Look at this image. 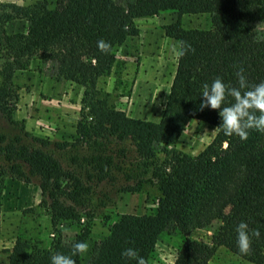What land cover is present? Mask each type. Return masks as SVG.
<instances>
[{"label": "trees", "instance_id": "obj_1", "mask_svg": "<svg viewBox=\"0 0 264 264\" xmlns=\"http://www.w3.org/2000/svg\"><path fill=\"white\" fill-rule=\"evenodd\" d=\"M173 11L177 20L163 26L167 36L194 51L177 58L160 119L129 116L112 105L98 88L109 73L115 50L138 29L134 20ZM208 13V28L185 29L182 14ZM23 31L8 32L13 19ZM264 0H46L0 6V213L5 178L36 181L41 204L54 231L50 244L16 237L7 249V264H51L55 253L71 254L76 241L90 239L92 219L122 192H139L150 183L159 191L151 213H123L95 244L89 264H136L121 257L124 248L138 250L147 264L159 235L174 225L184 236L173 264H208L218 246L254 264H264V132L248 138L215 136L196 155L177 150L175 142L193 118L215 127L217 110L199 109L204 83L217 76L238 87L236 71L244 69L249 84L264 80ZM110 47L101 52L97 41ZM54 62L55 78L83 87L79 118L71 139L53 140L29 131L13 117L18 92L14 73L32 57ZM233 102L228 97L226 103ZM159 146V148H156ZM104 184V186H102ZM228 208L210 241L194 239ZM64 221L77 224L69 244L61 239ZM246 221L251 236L247 254L238 249L236 225ZM83 254L74 257L81 264Z\"/></svg>", "mask_w": 264, "mask_h": 264}, {"label": "rangeland", "instance_id": "obj_2", "mask_svg": "<svg viewBox=\"0 0 264 264\" xmlns=\"http://www.w3.org/2000/svg\"><path fill=\"white\" fill-rule=\"evenodd\" d=\"M37 0H0L1 4L29 5ZM126 4L127 0H115ZM53 7L55 0H46ZM177 20L173 11L153 16L138 17L134 23L136 35L129 36L115 50L109 73L98 79L97 86L109 102L129 116L151 121L160 119L177 63V40L167 36L163 26ZM183 28H208V13L182 14ZM8 32L23 31L21 18L6 24ZM256 34H264V20L255 25ZM13 83L18 100L13 117L23 120L25 127L38 136L53 140L71 139L81 107L83 87L74 82L55 78L54 62L32 57L26 69L14 73ZM216 127L196 118L191 119L181 132L174 147L184 153L196 155L215 136ZM156 148H159L157 146ZM104 186V184H102ZM159 195L155 185L145 184L139 192H122L104 206H98L92 219V232L88 251L81 264H89L92 251L100 238L108 233L110 224L123 213H151L155 211ZM41 202V191L36 183L5 178L0 213V264H7V249L16 237L51 243L54 231L49 213ZM228 208L206 229L194 230L190 236L210 241L212 233L228 214ZM61 239L69 244L77 231V224L64 221L59 225ZM184 236L174 225L168 226L158 237L148 264H173ZM208 264H254L218 246Z\"/></svg>", "mask_w": 264, "mask_h": 264}, {"label": "clouds", "instance_id": "obj_3", "mask_svg": "<svg viewBox=\"0 0 264 264\" xmlns=\"http://www.w3.org/2000/svg\"><path fill=\"white\" fill-rule=\"evenodd\" d=\"M101 52L109 50V43L103 39L97 41ZM194 51L190 44L180 41L177 49V58ZM238 87L231 86L221 77L217 76L211 83H204L200 94L199 109L217 110L219 124L216 127L226 136H238L241 140L248 138L249 130L264 132V80L249 84L244 69L239 67L235 73ZM233 102L226 103L228 97ZM236 243L241 253L247 254L251 247V236L258 237L259 229L249 230L246 221L236 225ZM89 245L86 241H76L71 254L55 253L51 256V264H76L75 256L87 253ZM121 257L135 260L136 264H147L146 259L139 255L137 249L128 247L121 251Z\"/></svg>", "mask_w": 264, "mask_h": 264}]
</instances>
